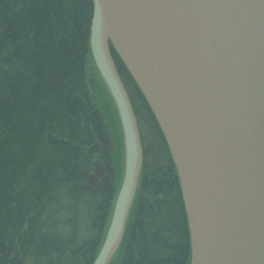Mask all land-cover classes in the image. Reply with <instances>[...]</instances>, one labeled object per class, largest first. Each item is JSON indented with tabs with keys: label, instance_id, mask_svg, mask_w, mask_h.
<instances>
[{
	"label": "water",
	"instance_id": "water-1",
	"mask_svg": "<svg viewBox=\"0 0 264 264\" xmlns=\"http://www.w3.org/2000/svg\"><path fill=\"white\" fill-rule=\"evenodd\" d=\"M89 49L124 148L92 264H110L119 250L143 168L137 119L111 50L167 144L190 264H264V0H93ZM97 177L113 191L102 164L90 185Z\"/></svg>",
	"mask_w": 264,
	"mask_h": 264
},
{
	"label": "trees",
	"instance_id": "trees-1",
	"mask_svg": "<svg viewBox=\"0 0 264 264\" xmlns=\"http://www.w3.org/2000/svg\"><path fill=\"white\" fill-rule=\"evenodd\" d=\"M92 15L93 0H0V264H92L101 247L117 189L92 186L88 176L99 146L112 170L122 132L114 106L116 128L91 91ZM111 51L143 152L120 264H190L168 147Z\"/></svg>",
	"mask_w": 264,
	"mask_h": 264
},
{
	"label": "rangeland",
	"instance_id": "rangeland-1",
	"mask_svg": "<svg viewBox=\"0 0 264 264\" xmlns=\"http://www.w3.org/2000/svg\"><path fill=\"white\" fill-rule=\"evenodd\" d=\"M88 68H89V66H88ZM90 70H91V68H89L88 72H90ZM90 79H91V91H92L93 96L96 97L95 101H97L99 103L98 105L100 106L101 111L103 112V114L105 116L109 117V115H111V117L115 123V128H116V122L114 120V115H113V111H112L114 108L113 102L111 101L109 96H108L109 98L105 97L106 93L101 91L102 88H100V85L102 87H104L103 83L95 75H91ZM94 79H95V81H94ZM110 103L112 106L110 105ZM117 117H118V115H117ZM117 120H118V124L120 126L119 128L121 130L119 118ZM115 128H114V135H115ZM116 144H117V146H116ZM116 144L114 143V146H113V148L115 150V156H114L113 160L115 162H114V167L112 166V171L114 173L113 184H114L115 189H118L120 182H121L122 171H123V153H124L123 140H122V145L118 144V142H116ZM96 155L98 156L99 152ZM126 234H125V237H126ZM126 239H127V237H126ZM124 246H125V239H124L122 245L120 246L121 248H119V250L115 254V256H114V258L110 264H120L122 257H123V254H124Z\"/></svg>",
	"mask_w": 264,
	"mask_h": 264
},
{
	"label": "bare ground",
	"instance_id": "bare-ground-1",
	"mask_svg": "<svg viewBox=\"0 0 264 264\" xmlns=\"http://www.w3.org/2000/svg\"><path fill=\"white\" fill-rule=\"evenodd\" d=\"M92 21V20H91ZM90 28H91V24H90ZM89 35H90V30H89ZM89 51H90V49H89ZM89 68H91V70H90V72H88L89 71ZM89 68L87 69V75H88V77L90 78V76L91 75H95L98 79H100L99 78V76H98V72H97V70H96V68H95V66H94V64H93V62H92V60L90 59V62H89ZM126 69V68H125ZM128 72V71H127ZM129 73V72H128ZM120 75V74H119ZM130 75V74H129ZM130 77H131V75H130ZM132 78V77H131ZM95 80V79H94ZM132 80H133V78H132ZM100 81L102 82V80L100 79ZM103 83V82H102ZM104 85V84H103ZM103 89H104V91H105V93H106V95L107 96H110L109 95V93H108V91H107V89L105 88V86L103 87ZM128 94V93H127ZM95 100H96V97H95ZM113 106H114V104H113ZM100 107V106H99ZM100 110H101V108H100ZM115 110V112L117 113V111H116V109H114ZM95 141H96V139H95ZM99 148H100V151H99V155L97 156V155H95V157H92V164H91V170L93 169V172H94V168H96V166H97V164H102L103 163V160H109V158L110 157H108L109 155H106V151H105V149L104 148H101V146H99ZM111 154H112V148H111ZM106 162V161H105ZM91 174H93V173H91ZM89 177V176H88ZM88 182H89V180H88ZM95 187L96 186H98V185H94ZM107 229V228H106ZM113 260V259H112ZM111 260V261H112Z\"/></svg>",
	"mask_w": 264,
	"mask_h": 264
},
{
	"label": "flooded vegetation",
	"instance_id": "flooded-vegetation-1",
	"mask_svg": "<svg viewBox=\"0 0 264 264\" xmlns=\"http://www.w3.org/2000/svg\"><path fill=\"white\" fill-rule=\"evenodd\" d=\"M162 137H163V135H162ZM163 139H164V137H163ZM164 142H165V139H164ZM165 144H166V142H165ZM167 145V144H166ZM99 151H100V148H99ZM106 160H103V163H102V166H103V168H104V170H105V173L109 176V178L111 179V182H112V184H113V179H114V173H113V171L112 170H108L107 169V167H106V162H105ZM92 171H93V169H92ZM91 173H94V172H91ZM174 178V177H173ZM142 179H143V169H142V178H141V180H140V184H141V181H142ZM95 184L96 185H100V186H102V184H101V179H100V177H97L96 179H95ZM113 187H114V184H113ZM139 190H140V185H139ZM138 194H139V191H138ZM137 197H138V195H137ZM136 197V198H137Z\"/></svg>",
	"mask_w": 264,
	"mask_h": 264
}]
</instances>
